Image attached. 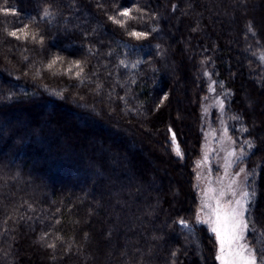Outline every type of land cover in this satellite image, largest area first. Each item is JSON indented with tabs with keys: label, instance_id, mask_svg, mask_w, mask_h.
Segmentation results:
<instances>
[{
	"label": "trees",
	"instance_id": "trees-1",
	"mask_svg": "<svg viewBox=\"0 0 264 264\" xmlns=\"http://www.w3.org/2000/svg\"><path fill=\"white\" fill-rule=\"evenodd\" d=\"M0 7L18 13L0 12V264H218L193 221L209 80L255 193L247 243L264 252V0ZM124 8L136 19L120 27L108 16ZM25 24L35 40L8 35Z\"/></svg>",
	"mask_w": 264,
	"mask_h": 264
},
{
	"label": "rangeland",
	"instance_id": "rangeland-1",
	"mask_svg": "<svg viewBox=\"0 0 264 264\" xmlns=\"http://www.w3.org/2000/svg\"><path fill=\"white\" fill-rule=\"evenodd\" d=\"M203 73L207 79L210 78L207 70ZM223 109V100L217 93L212 80H209L207 95L200 114L201 126H199V131L202 138H200L198 154L194 160V172H192L194 174L192 185L197 192L198 200L197 208H195V219L193 220L195 223H197V214L202 220L208 218L207 208L202 210V206L206 200L214 204L215 201L211 200L213 195L226 203L229 200L238 199L242 192H248V172L246 167L241 164V150L236 147L229 134ZM230 152H235L236 155L230 156ZM170 180L172 183L173 180ZM213 189H215V193L212 192ZM221 190L225 193L222 197L220 196ZM232 191L236 192L235 197L232 195ZM206 192L208 193L207 197L205 196ZM197 224L205 226L215 238V234L210 231L207 224ZM244 235L245 240L243 242L247 243V231ZM215 244L217 255L218 244L217 242ZM247 244L249 245V243ZM217 262L220 264L218 260Z\"/></svg>",
	"mask_w": 264,
	"mask_h": 264
},
{
	"label": "snow or ice",
	"instance_id": "snow-or-ice-1",
	"mask_svg": "<svg viewBox=\"0 0 264 264\" xmlns=\"http://www.w3.org/2000/svg\"><path fill=\"white\" fill-rule=\"evenodd\" d=\"M6 2V0H5ZM100 6V5H98ZM0 12H2L5 16L7 15H17V10L15 8L9 7H0ZM132 9L124 8L122 11L118 12L119 17H123L124 19H118L117 16H108V19L113 23L119 25L120 27H125L127 21L134 20L136 17L131 15ZM51 13L46 9L44 11V16H50ZM29 25L25 24L23 27L8 32V35L14 37L16 39H27L29 36L33 40L36 39V33L29 32ZM251 30V28H250ZM18 33H22L23 37L18 35ZM128 35L134 37L137 40L147 38L149 33L146 32H138V31H130ZM40 40H43V37H40ZM62 58L56 56L49 64L48 68H52L54 64L58 60ZM81 61H74L73 64L80 68L79 72H76V78H81L83 74V68L81 67ZM123 63V61H121ZM135 67V65H133ZM57 95H61L62 93H57ZM172 143L174 144V150L178 156L182 155L179 145L176 144L175 134L172 135ZM248 143L249 147H252L250 142ZM230 156L236 155L235 152H230ZM240 155H244L243 149H241ZM241 171H244L241 169ZM215 193V189L212 190ZM208 193H205L207 197ZM225 193L223 190L220 192V196H224ZM232 195L235 197L237 194L235 191H232ZM255 193H249L244 191L240 194L238 199L229 200L226 203L222 202L221 199L217 198L215 195L211 197V200H214L213 204L209 200H206L202 206L203 208H207V219H201L200 215L197 214V223L207 224L210 228V231L215 234L216 242L218 244V250L216 259L220 262V264H264V252L261 253L259 257H257V250L246 242L245 240V232L249 228V224L247 219L245 218V213L250 212L251 201L254 198ZM179 225L182 228H189V224L186 220L180 219L178 221ZM47 235V233H45ZM43 239V237H42ZM48 247L55 248V244H50ZM175 255V253H173Z\"/></svg>",
	"mask_w": 264,
	"mask_h": 264
}]
</instances>
